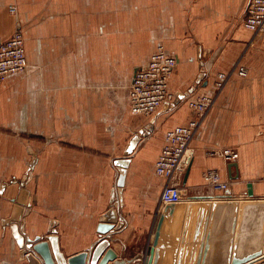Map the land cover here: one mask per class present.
I'll return each instance as SVG.
<instances>
[{"label":"crops","instance_id":"obj_1","mask_svg":"<svg viewBox=\"0 0 264 264\" xmlns=\"http://www.w3.org/2000/svg\"><path fill=\"white\" fill-rule=\"evenodd\" d=\"M250 1L0 0V43L20 29L28 62L0 82V261L28 264L17 225L33 240L56 235L66 258L86 252L114 208L124 226L111 233V248L126 264H145L166 208L167 180L156 172L166 134L195 119L189 101L213 94L227 73L175 179L184 202L197 204L165 219L161 235L164 264L226 263L229 203L214 212L207 254L206 244L199 253L193 243L172 261L167 242L185 228L189 241L201 240L202 202L264 200V31L244 26ZM159 45L177 59L174 98L150 116L134 115L130 86ZM225 149L239 158L226 160ZM120 160H129L122 200ZM212 169L229 189L205 182ZM260 240L253 223L241 249L253 252ZM259 258L247 264H264Z\"/></svg>","mask_w":264,"mask_h":264},{"label":"built area","instance_id":"obj_2","mask_svg":"<svg viewBox=\"0 0 264 264\" xmlns=\"http://www.w3.org/2000/svg\"><path fill=\"white\" fill-rule=\"evenodd\" d=\"M11 12L17 8L11 6ZM244 26L256 33L264 31V0H251ZM25 38L20 29L14 35L0 43V82L18 74L27 67ZM177 67V59L170 55L163 45H159L150 60L139 69L130 86L131 112L134 115L150 116L156 113L165 103L172 101L174 94L170 89V79ZM238 75L247 76V70L241 67ZM231 75L220 73L216 81L215 92L211 95H201L189 101L195 111L196 118L185 126H178L166 134V145L156 164V172L167 180L161 194L163 204L184 202L180 185L175 182L176 176L182 170L183 160H186L191 144L199 131L202 121L213 107L217 96L223 91ZM228 161L239 158V153L232 149L221 152ZM205 182L217 191H226L229 184L223 182L217 170H208L204 176ZM0 264H11L0 261Z\"/></svg>","mask_w":264,"mask_h":264},{"label":"water","instance_id":"obj_3","mask_svg":"<svg viewBox=\"0 0 264 264\" xmlns=\"http://www.w3.org/2000/svg\"><path fill=\"white\" fill-rule=\"evenodd\" d=\"M185 161L186 160H183L182 165ZM116 165L119 167L120 174L117 187L122 200L123 186L125 184L129 160H120L116 162ZM249 196H253L252 192H250ZM202 203H206L205 206L208 209L207 211H202L204 212V215L201 216L204 220V226L203 233L201 234V240L196 242L189 241L185 228V232L182 233L183 235L180 234L178 237H174V240L170 242L171 244H168L167 242V245H170L172 248V251L170 252L173 255L171 256L172 261L176 259L178 253L183 255L187 252L186 248L193 243L200 246V249H198L199 253L203 252V246L206 244L205 254L208 253L210 248L209 237L214 219V212L220 203H229L230 208L233 210L230 212L232 237L225 264H247L258 257H261L259 260L264 259V257H262L264 255V241L262 239L264 235V200H228L227 202L221 201L215 202L214 204L210 202ZM194 204H197V202H191L189 205L186 202L166 205L165 213L161 217L157 228L153 246L150 248L147 257L144 258L145 264H164L163 261H165V258L162 255L165 244L163 246L161 242L163 223L165 219L169 220V218L173 217L175 214L183 215L182 212L187 209H192L196 206ZM229 209H227L226 215L229 212ZM211 215L212 218L210 219ZM17 220L18 218L13 221ZM253 223H256V226L258 227V234H260L261 240L260 247L251 252L248 251L249 249H241V247H243V243L240 240L245 236L247 230ZM123 226L124 224L123 222H120L117 210L111 208L109 212L105 214L103 221L99 225L98 232L100 233L101 238L96 245L92 249L70 258H66V256L61 252L58 237L56 235L48 236L45 240H42L41 237H37L33 240L28 236H23L27 235L23 226H12V230L22 249V260L27 261L28 264H109L110 262L113 264H126L124 261L119 259L118 254L113 248H111L110 240L112 236L111 233L120 231L123 229ZM248 245L251 246L252 244Z\"/></svg>","mask_w":264,"mask_h":264},{"label":"rangeland","instance_id":"obj_4","mask_svg":"<svg viewBox=\"0 0 264 264\" xmlns=\"http://www.w3.org/2000/svg\"><path fill=\"white\" fill-rule=\"evenodd\" d=\"M10 12H11V9H10ZM12 13V12H11ZM13 14H17V12L16 13H13Z\"/></svg>","mask_w":264,"mask_h":264}]
</instances>
